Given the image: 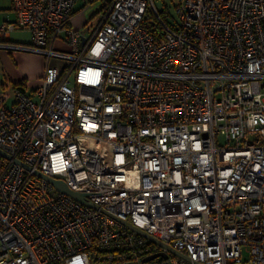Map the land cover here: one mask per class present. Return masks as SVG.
Listing matches in <instances>:
<instances>
[{"label": "built area", "instance_id": "obj_1", "mask_svg": "<svg viewBox=\"0 0 264 264\" xmlns=\"http://www.w3.org/2000/svg\"><path fill=\"white\" fill-rule=\"evenodd\" d=\"M78 1L0 23L45 59L36 89L0 86V264H264V0H169L175 23L109 0L76 30Z\"/></svg>", "mask_w": 264, "mask_h": 264}, {"label": "crops", "instance_id": "obj_2", "mask_svg": "<svg viewBox=\"0 0 264 264\" xmlns=\"http://www.w3.org/2000/svg\"><path fill=\"white\" fill-rule=\"evenodd\" d=\"M7 7L0 8V23L3 21H14L15 13L12 10V0H8ZM77 14V7L75 9ZM71 19L72 29H80L86 21L85 17H75ZM81 19L79 25L74 26V22ZM27 35V39L24 38ZM32 42V35L27 30H15L8 35L6 41L1 42L10 46L27 47ZM45 69V59L41 54L9 47H0V86L11 89L14 84L24 83L25 90L30 92L36 89L40 83Z\"/></svg>", "mask_w": 264, "mask_h": 264}, {"label": "rangeland", "instance_id": "obj_3", "mask_svg": "<svg viewBox=\"0 0 264 264\" xmlns=\"http://www.w3.org/2000/svg\"><path fill=\"white\" fill-rule=\"evenodd\" d=\"M108 1L109 0H79L77 2V14L75 17H81L84 16L85 17V21L89 24H91L100 14L104 13L107 8H108ZM8 0H0V8L3 7H7L5 6L7 4ZM157 8L161 13H166V17L167 20L169 22L175 23L176 21H178V14L177 11L175 10L174 6L172 5V3L167 0L166 2V8H163L162 3L158 2L157 3ZM82 20L78 19V21L74 22V26L79 25L80 22ZM82 27V26H81ZM83 29V27H82ZM86 36L89 37L90 36V32H86ZM24 38L27 39V35L24 34ZM68 47L63 46L60 50L61 51H65V52H69ZM52 65L57 66L58 68H60L61 70L65 68V66L67 65V67L70 66V63L66 60H57V59H53L51 62ZM10 96H11V101L14 99L12 92H10Z\"/></svg>", "mask_w": 264, "mask_h": 264}, {"label": "water", "instance_id": "obj_4", "mask_svg": "<svg viewBox=\"0 0 264 264\" xmlns=\"http://www.w3.org/2000/svg\"><path fill=\"white\" fill-rule=\"evenodd\" d=\"M1 153V152H0ZM2 154V153H1ZM5 156V155H4ZM17 161V160H16ZM22 167H24L26 170H30V168L28 166H26L25 164H23L22 162L20 161H17ZM36 175H38L39 177L43 178L44 180H46L47 182H49L58 192H61V193H64L72 198H74L75 200L93 208V209H99L98 207H96L95 205H93L92 203H90L88 200H86V198L84 197L83 194H80V193H75L73 191H71L61 180H56V179H52V178H49L47 176H44L43 174H41L40 172L36 171L35 172ZM103 211V210H102ZM122 225H125L127 226L128 228H130L131 230H133L134 232L138 233L139 235L143 236L144 238L148 239L149 241H151L153 244L161 247V248H165L167 249L171 254L175 255V256H178L179 258L187 261V262H190L189 258L181 253V252H178L170 247H168L167 245L157 241L156 239L152 238L151 236L147 235L145 232H143L142 230L138 229L137 227L129 224L128 222H125V221H119ZM157 257H162L164 259H167L168 255L166 253H156V254H153V255H150L146 258H144L143 262H147V261H150V260H153ZM193 264H199V263H193Z\"/></svg>", "mask_w": 264, "mask_h": 264}, {"label": "trees", "instance_id": "obj_5", "mask_svg": "<svg viewBox=\"0 0 264 264\" xmlns=\"http://www.w3.org/2000/svg\"><path fill=\"white\" fill-rule=\"evenodd\" d=\"M76 14L75 12L73 13V15ZM150 25H148V28H149ZM21 88V89H24V83H18V84H14L13 85V88Z\"/></svg>", "mask_w": 264, "mask_h": 264}]
</instances>
